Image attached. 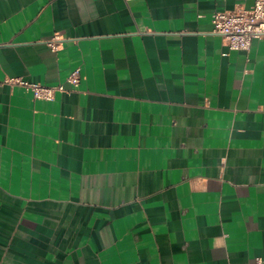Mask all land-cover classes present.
Segmentation results:
<instances>
[{
	"label": "crops",
	"instance_id": "crops-1",
	"mask_svg": "<svg viewBox=\"0 0 264 264\" xmlns=\"http://www.w3.org/2000/svg\"><path fill=\"white\" fill-rule=\"evenodd\" d=\"M252 3L0 0V264L264 258V34L210 20Z\"/></svg>",
	"mask_w": 264,
	"mask_h": 264
},
{
	"label": "built area",
	"instance_id": "built-area-1",
	"mask_svg": "<svg viewBox=\"0 0 264 264\" xmlns=\"http://www.w3.org/2000/svg\"><path fill=\"white\" fill-rule=\"evenodd\" d=\"M211 31L221 36L222 41L229 49L249 50L252 40L264 34V0H253L249 7L232 10H215L211 14ZM57 39H52L50 45L56 48ZM81 79L79 68H74L67 76L66 81L73 87ZM8 84H19L32 92L35 98L52 99L56 91H64L63 83L46 85L16 77L4 79ZM254 264H264V258L257 256Z\"/></svg>",
	"mask_w": 264,
	"mask_h": 264
}]
</instances>
